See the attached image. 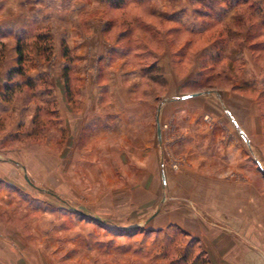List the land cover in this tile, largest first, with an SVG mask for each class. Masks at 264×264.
Returning <instances> with one entry per match:
<instances>
[{"label": "crops", "instance_id": "0c3cea01", "mask_svg": "<svg viewBox=\"0 0 264 264\" xmlns=\"http://www.w3.org/2000/svg\"><path fill=\"white\" fill-rule=\"evenodd\" d=\"M133 2L117 10L105 0H0V51L3 46V51L12 52V61L16 62L19 39L23 42L44 34L55 41L53 33L57 32L62 36L58 38L59 48H75V61L95 64L75 78L81 83L79 95L85 97L81 114L70 107L67 110L68 126L75 128L77 141L83 132L86 134L88 155L98 150L96 156L108 155L105 143L110 135L116 148L121 149L119 155L135 157L132 163L138 168L142 166L140 157L148 149L153 154V149L157 151L160 146L156 121L188 122L189 102L209 106L204 99L214 95L218 105L228 108L226 113L233 129L241 137L251 138L256 131V119L264 116V107L252 97L254 91L264 101V60L258 58L264 53V0ZM134 8L143 12L141 18L132 13L131 27L116 31L108 41L104 32L108 22L103 15L110 11L115 22L120 23L119 16ZM109 24L113 28L112 21ZM130 40L137 45L126 48L124 45H129ZM254 52L256 59L252 57ZM142 59L149 60V66L131 63ZM2 68L0 115L4 117L10 108L3 95L11 67L4 64ZM219 81L231 85L236 92L216 89ZM160 83L166 94L163 106L159 109L158 105L155 112L153 146L150 130L152 109L157 103L154 90ZM203 86L213 88L214 95L206 91L204 95L185 93L190 87ZM138 92L141 97H137ZM191 94L198 96L180 99ZM107 97L111 103L105 104ZM217 114L198 113L197 119L202 118L206 124L204 120L217 118ZM227 129H178L185 161L189 163L187 169L191 171L185 170L183 180L176 178V183H183L184 188L175 183L176 188L171 190V221L166 224L168 217L162 212L151 218L155 225L149 229L162 231L169 225L182 231L196 243V264L200 260L205 264H264V194L249 181L242 183L259 173L264 178V160L260 162L263 167L254 158L251 162L246 149L255 145L252 138L242 145L237 136L227 135ZM161 135L163 139V132ZM121 142L124 144L120 145ZM196 167H200L199 172L193 169ZM206 167L212 172L206 174ZM22 170L24 174L25 169ZM218 170L222 175H216L214 171ZM226 171H231L232 176ZM165 185L166 179L163 182L161 176L159 186L164 189Z\"/></svg>", "mask_w": 264, "mask_h": 264}, {"label": "rangeland", "instance_id": "374dc122", "mask_svg": "<svg viewBox=\"0 0 264 264\" xmlns=\"http://www.w3.org/2000/svg\"><path fill=\"white\" fill-rule=\"evenodd\" d=\"M132 13L140 18L143 15L136 8L119 13L122 14L120 23L115 22L110 11L103 15L108 22L104 31L108 41L116 31L131 26ZM111 21L113 28L109 24ZM53 35L55 41L53 37L41 34L22 42V66L32 85L26 86L24 78L16 75L9 82L12 85L10 94L5 91L7 84L4 86L3 101L10 108L8 115H0V264H196L193 262L198 252L196 243L182 231L169 225L162 231L149 229L155 225L151 218L162 212L168 217L165 223L171 221L170 209L174 202L171 190L176 188V182L179 183L176 178L183 180L185 170L191 171L187 169L189 163L185 161L178 129L227 126V135L237 136L242 145L252 138L255 145L246 149L251 152L245 151L246 157L251 162L254 158L263 167L264 116L256 119V131L251 133V138H243L233 129L226 113L228 108L216 103L213 88L190 87L185 93L214 95L204 99L209 106L191 104L190 101L188 122H160L162 142L157 151L153 149V154L148 149L140 157L142 166L137 168L132 163L136 161L135 157L119 155L121 149L116 148L117 143L110 135L105 143L108 155L96 156L99 150L88 155L86 134L83 132L77 141L75 128L68 126L67 110L70 107L71 111L81 114L85 97L80 96L81 83L75 78L95 64L75 61L78 50L64 45L59 48L58 38L62 36L57 32ZM38 36L45 39L39 40ZM130 41L129 45H124L126 48L137 45L136 41ZM3 49L2 46L0 70L4 64L11 67L7 80L8 74L17 68L18 53L15 62L12 61L13 53ZM252 54L253 58L257 56V52ZM258 58L263 61L264 53ZM137 62L149 66L147 59L131 60L132 64L136 63L134 66ZM219 88H225L231 94L236 92L231 85L226 86L221 81L216 89ZM164 90L162 83L154 90L157 103L152 109L150 130L153 146L156 141L155 112L158 105L159 109L163 106ZM141 96L138 92L137 97ZM252 97L264 107V101L254 91ZM107 98L105 104L111 103ZM212 111H217L218 117L207 118L206 124L201 117V120L197 119L198 113ZM22 168L33 186L42 191L27 184ZM160 169L166 179L164 189L159 186ZM193 169L200 171V167ZM204 171L212 172L207 167ZM214 172L217 176L222 175L219 170ZM225 173L232 174L231 171ZM248 181L264 194V178L260 173L242 183ZM177 185L185 186L183 183ZM74 210L88 219L80 218ZM137 226L139 228H133Z\"/></svg>", "mask_w": 264, "mask_h": 264}, {"label": "trees", "instance_id": "16d2710c", "mask_svg": "<svg viewBox=\"0 0 264 264\" xmlns=\"http://www.w3.org/2000/svg\"><path fill=\"white\" fill-rule=\"evenodd\" d=\"M105 1H106V3H109L113 9H117V10H123L125 5H128V4L132 5L133 3H135V2H133V0H105ZM37 39H39V40L43 39L44 40L45 37L43 38L41 36H38ZM22 45H24V44H22V40L19 39L17 41V49H16V52L18 53L17 68L8 74L7 85L5 88V91H7L9 94L11 93V87H12L11 83H9V82L12 81L13 77L16 75L20 76L21 78H24V81H25L24 83L26 86L32 85L31 82H29V80L26 79L24 67L22 66V64L24 62V60H23V46ZM66 53H67V51H65V55H66ZM6 98H8L7 95H6Z\"/></svg>", "mask_w": 264, "mask_h": 264}, {"label": "water", "instance_id": "95a60500", "mask_svg": "<svg viewBox=\"0 0 264 264\" xmlns=\"http://www.w3.org/2000/svg\"><path fill=\"white\" fill-rule=\"evenodd\" d=\"M195 96H198V94H191V95H188V96H186V97H182V98H180V99H188V98H191V97H195ZM156 124H157V127H156V140H158V143L160 144L161 143V126H160V124L158 123V121H156ZM162 170V169H161ZM24 175V179H25V181L27 182V184L31 187V188H33L34 190H39V191H42V190H40V189H36L34 186H33V184L30 182V180H29V178H28V176L27 175H25V173L23 174ZM161 176H162V181L164 182L165 181V177H164V172H163V170L161 171ZM77 214H79L81 217H84V216H86L85 214L83 215L82 213H80V212H78V211H76V210H74ZM89 219H92V218H90L89 217ZM92 220H95V219H92ZM96 221V220H95Z\"/></svg>", "mask_w": 264, "mask_h": 264}]
</instances>
